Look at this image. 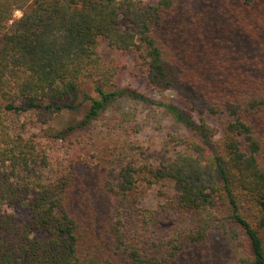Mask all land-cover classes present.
Segmentation results:
<instances>
[{"label":"trees","instance_id":"obj_1","mask_svg":"<svg viewBox=\"0 0 264 264\" xmlns=\"http://www.w3.org/2000/svg\"><path fill=\"white\" fill-rule=\"evenodd\" d=\"M100 39L137 55L152 92L179 98L188 117L163 105L189 134L170 137L160 166L78 155L46 177L10 117L33 111L66 142L115 100H147L112 88L122 68ZM90 82L84 122L50 126ZM206 116L227 119L222 138ZM166 181L176 194L144 208ZM23 204L26 219L11 211ZM1 206L0 264H264V0H0Z\"/></svg>","mask_w":264,"mask_h":264},{"label":"rangeland","instance_id":"obj_2","mask_svg":"<svg viewBox=\"0 0 264 264\" xmlns=\"http://www.w3.org/2000/svg\"><path fill=\"white\" fill-rule=\"evenodd\" d=\"M143 1L155 4L159 0ZM16 16L20 17L21 12H17ZM98 51L106 61L116 60L122 68L112 88H133L146 96L147 100L140 101L129 97L115 100L98 119L73 133L66 142L47 139L44 135L47 126L38 121L33 111L10 117L15 132H23L25 137L36 141L37 151L41 156L38 163L33 166L46 177L55 176L72 157L78 155L111 165L128 157H135L142 162L160 166L173 159L175 155L176 149L170 137L175 134H189L187 128L177 121L163 104L176 105L188 117L186 108L172 91L158 94L150 90L135 53H122L112 49L104 39L99 40ZM86 95L98 97L91 82L83 88L77 108L63 111L50 123V126L63 129L84 122L90 105L85 101ZM205 118L217 131L218 139L222 138L227 119L210 116ZM192 119L196 124L199 123L197 115ZM45 156L48 162L47 168L43 165ZM174 194H176L175 185L166 181L148 189L141 205L144 208L154 209ZM0 210L9 211L6 206H1ZM11 211L18 218H28L27 204L16 205Z\"/></svg>","mask_w":264,"mask_h":264}]
</instances>
